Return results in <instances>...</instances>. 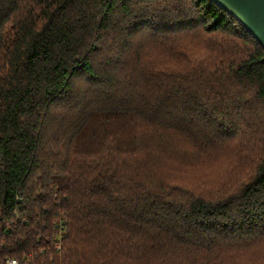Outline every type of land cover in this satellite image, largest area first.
<instances>
[{
	"label": "trees",
	"instance_id": "1",
	"mask_svg": "<svg viewBox=\"0 0 264 264\" xmlns=\"http://www.w3.org/2000/svg\"><path fill=\"white\" fill-rule=\"evenodd\" d=\"M263 58L213 0H0V264H264Z\"/></svg>",
	"mask_w": 264,
	"mask_h": 264
},
{
	"label": "water",
	"instance_id": "2",
	"mask_svg": "<svg viewBox=\"0 0 264 264\" xmlns=\"http://www.w3.org/2000/svg\"><path fill=\"white\" fill-rule=\"evenodd\" d=\"M213 1L238 20L264 47V0Z\"/></svg>",
	"mask_w": 264,
	"mask_h": 264
},
{
	"label": "built area",
	"instance_id": "3",
	"mask_svg": "<svg viewBox=\"0 0 264 264\" xmlns=\"http://www.w3.org/2000/svg\"><path fill=\"white\" fill-rule=\"evenodd\" d=\"M4 264H29L26 259H19L16 257L5 258Z\"/></svg>",
	"mask_w": 264,
	"mask_h": 264
}]
</instances>
